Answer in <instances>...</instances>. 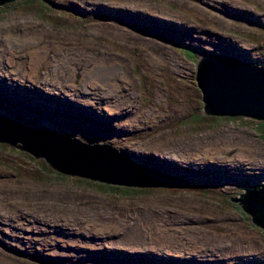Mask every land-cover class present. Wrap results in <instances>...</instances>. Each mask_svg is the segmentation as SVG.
<instances>
[{
    "label": "rangeland",
    "instance_id": "1",
    "mask_svg": "<svg viewBox=\"0 0 264 264\" xmlns=\"http://www.w3.org/2000/svg\"><path fill=\"white\" fill-rule=\"evenodd\" d=\"M158 8L177 18L153 15ZM25 29L36 33L24 36H33L31 50L28 40H20ZM8 37L17 44L11 51L4 50ZM43 43L49 52L36 63L35 75L22 79L24 60L17 57ZM201 50L264 67V0H96L92 5L16 0L0 5V89L12 84L15 95L5 97L0 90L1 114L29 128L111 145L183 183L180 188H137L64 175L43 159L0 143V191L2 185L20 187L16 193L0 192V204L12 202L22 215L0 212V264L264 260V231L231 202L256 184L264 160V121L203 112L195 80ZM240 50L245 54H236ZM203 146L224 161L203 157ZM248 147L258 152L235 160ZM205 166L223 171L216 176ZM27 240L30 253L8 247L27 248L21 243ZM67 240L93 245L70 247ZM50 252L54 255L47 256Z\"/></svg>",
    "mask_w": 264,
    "mask_h": 264
},
{
    "label": "water",
    "instance_id": "2",
    "mask_svg": "<svg viewBox=\"0 0 264 264\" xmlns=\"http://www.w3.org/2000/svg\"><path fill=\"white\" fill-rule=\"evenodd\" d=\"M196 67L195 80L206 115L264 121V68L204 50L197 56ZM1 89L15 99L11 89L6 91L4 86ZM0 143L43 159L50 168L64 175L137 188H180L183 184L180 179L137 164L111 145L86 144L51 129L29 128L1 113ZM231 202H238L241 207L238 200L231 199ZM245 204L255 208L252 197L247 198ZM245 213L251 220L252 216Z\"/></svg>",
    "mask_w": 264,
    "mask_h": 264
},
{
    "label": "bare ground",
    "instance_id": "3",
    "mask_svg": "<svg viewBox=\"0 0 264 264\" xmlns=\"http://www.w3.org/2000/svg\"><path fill=\"white\" fill-rule=\"evenodd\" d=\"M81 2H84V3H88V4H90V5H92V4H94V2L96 1V0H80ZM142 7L141 6H135V8L134 9H137L138 11H141V12H143V13H147L146 12V9H141ZM158 10V12H157V14H153V15H156V16H165V17H171V18H177L173 13H168V12H166L165 10H163L162 8H158L157 9ZM155 16V17H156ZM156 18H158V17H156ZM10 28V27H9ZM7 30H8V28H7ZM6 30V31H7ZM26 33H30V34H34V35H36V33H35V31H34V29H30V31H27L26 29L24 30V31H20V36H21V38H20V40H23V41H26V40H28V42H27V46L28 47H30V49L29 50H31L33 47H35L36 46V43H35V40H33V36L31 37V39H29V38H26V37H24L25 36V34ZM5 43L8 45H4V50H8L9 49V51H11V49L12 48H14L15 46H17V44L15 43V46H13V42L11 41V37H8L7 39H5ZM46 48H47V45L45 44V43H43V44H41L39 47H38V49H33L32 51H29V52H25L23 55H20L19 57H17V58H22L24 61H23V66H24V73L22 74V76L23 77H21L22 79H24V80H28V79H31L34 75H35V72H36V70H35V68H36V66H37V62H38V60H40V59H43L44 57H45V55H44V53H48L49 51L48 50H46ZM225 48H226V50L228 51V50H231V48L230 47H227V46H225ZM51 50H58V48L57 47H52V49ZM245 51L246 50H240L239 52H237L236 54H238V53H240V54H242L243 53V55L245 54ZM42 53V54H41ZM4 56H5V58H6V55L5 54H3ZM10 58H11V60L12 59H14L15 57H13V55H12V53H10ZM10 65H11V67L13 68V73H16L17 72V70H18V68H17V70H15L14 69V67H13V65H12V62H10L9 63ZM13 73H11V71H10V74H11V76L13 75ZM4 75V74H3ZM36 89H39V88H36ZM6 91H8L7 90V87H6ZM33 104H35L36 106H37V104H40V106H45V103L43 102V103H39V102H36V101H33ZM51 112V111H50ZM99 118L101 119V120H103L104 118L102 117V116H99ZM105 120V119H104ZM99 121V120H98ZM100 122V121H99ZM104 124H107V125H109V120H105L104 122H103ZM155 150V154L154 155H156V156H158L156 153H158L159 151H158V149L156 148V149H154ZM199 152H200V154L203 156V157H208L209 159H211V158H213V159H216V161H224V158H222V157H213L212 155L214 154V149L213 148H210L209 146H203V147H201V148H199ZM258 152V148H256V147H248V148H245V149H243V150H239V152L237 153V155L235 156V160L236 159H238V158H243L244 157V155H245V153H246V155L247 156H249V157H252V156H254L256 153ZM140 154H142V153H140ZM132 157V156H131ZM132 158H134L136 161V163L137 164H139L138 163V161H137V159L139 160V162H142L141 163V165H144L145 163H143L144 161H142V159L140 158V157H132ZM131 159V158H130ZM204 159V158H203ZM132 160V159H131ZM157 160H163L162 158H157ZM205 160V159H204ZM242 160V159H241ZM134 161V160H133ZM171 161H174V160H166L165 162H169V164H170V166H173L174 165V163H172ZM197 164H203V163H197ZM140 165V164H139ZM205 165V164H204ZM145 166V165H144ZM207 171H211V172H213L216 176H218V172L217 171H223V170H221L220 168H217V169H214V168H211V167H204ZM162 174H164V175H168L167 173H164L163 171H160ZM205 174L204 175H206V172H204ZM169 176V175H168ZM177 179V178H176ZM3 188V189H2ZM20 188V187H19ZM19 188H17L16 186L15 187H9L8 185H2V187H1V191L0 192H5V193H16L17 191H18V189ZM0 212H4V213H6L7 215L8 214H10V213H12V214H14L15 215V217H18V218H22V215L21 214H19V212H18V210H17V208H16V206H15V204L14 203H5V204H0ZM85 218H90V220L92 219V217H90V215H83ZM12 220H14V219H12ZM19 221V220H18ZM23 224V223H22ZM21 223H19L18 225H22ZM42 224H38V225H36V226H41ZM92 227H95V226H92ZM35 229H38V228H35ZM106 231H104V230H102L101 231V234H104ZM167 234H163V236L164 237H167L166 236ZM52 236L53 237H55V235H53L52 234ZM49 238H51L52 239V237H49ZM59 238H60V236H59ZM173 238V237H172ZM54 242H55V239H52ZM164 240V239H163ZM166 240V239H165ZM167 240H169V241H167ZM166 240V243H169L170 242V239L168 238ZM22 244H23V246H26L27 248H23V249H21V248H16L15 246H13V245H8V247L10 248V249H14V250H16V251H18V252H20V253H30V252H28V251H30L31 250V247H30V241L29 240H27V242H21ZM84 243H86V242H79V241H77V240H67V243H66V246H70V247H74V246H76V245H78L79 247H82V245H93V244H89V243H86V244H84ZM35 244V243H34ZM56 244H53L52 245V247H54ZM85 248V247H84ZM87 249V248H86ZM34 251H43L42 249H38V248H34L33 249ZM137 250V249H136ZM47 256H53L54 254L52 253V252H50V253H48V254H46ZM56 256H58V254L56 255Z\"/></svg>",
    "mask_w": 264,
    "mask_h": 264
},
{
    "label": "flooded vegetation",
    "instance_id": "4",
    "mask_svg": "<svg viewBox=\"0 0 264 264\" xmlns=\"http://www.w3.org/2000/svg\"><path fill=\"white\" fill-rule=\"evenodd\" d=\"M231 44L235 45V43L230 41V45ZM255 66L264 68L263 66H259V65H255ZM3 86H5V84ZM9 86H13V85L8 84V86L6 87H9ZM1 94H4V93L1 92ZM6 95H9V93L5 94L4 96ZM260 164L261 166L260 168H258L259 173H258V179H256L255 186H252L251 188L246 187L248 188L246 193L243 194L241 198L238 199V201H239V204L241 205V208L252 216L251 220L255 224L254 226L258 228L259 230L261 229L264 231V160H261ZM250 197H252V199L255 201L254 209L249 208L245 204L247 198H250ZM257 264H264V260L262 262H258Z\"/></svg>",
    "mask_w": 264,
    "mask_h": 264
},
{
    "label": "trees",
    "instance_id": "5",
    "mask_svg": "<svg viewBox=\"0 0 264 264\" xmlns=\"http://www.w3.org/2000/svg\"><path fill=\"white\" fill-rule=\"evenodd\" d=\"M16 0H0V5L2 4H8V2H14Z\"/></svg>",
    "mask_w": 264,
    "mask_h": 264
},
{
    "label": "clouds",
    "instance_id": "6",
    "mask_svg": "<svg viewBox=\"0 0 264 264\" xmlns=\"http://www.w3.org/2000/svg\"><path fill=\"white\" fill-rule=\"evenodd\" d=\"M5 87V86H4ZM7 88H9V89H11V90H13L14 89V87L13 86H9V87H7ZM3 96L5 95V93L4 94H2ZM6 97V96H5ZM19 98H20V96H19Z\"/></svg>",
    "mask_w": 264,
    "mask_h": 264
}]
</instances>
